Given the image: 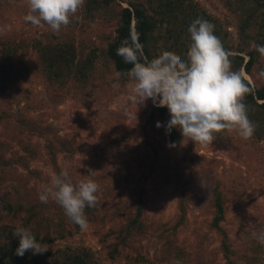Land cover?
I'll return each mask as SVG.
<instances>
[{"label":"rangeland","instance_id":"374dc122","mask_svg":"<svg viewBox=\"0 0 264 264\" xmlns=\"http://www.w3.org/2000/svg\"><path fill=\"white\" fill-rule=\"evenodd\" d=\"M131 3L156 19V56L165 50L185 56L188 27L202 17L233 53V70H243L239 56L245 63L255 52L252 76L242 72L254 86L264 85L258 75L264 60L252 47L264 45V0H85L59 35L24 21L27 0H0V28L6 26L0 33V202L10 197L24 206L2 209L0 245L15 227L31 229L23 216L32 209L42 233H58L63 209L52 200L41 203L39 186L62 169L74 182L92 170L100 187L95 207L85 209L88 228L67 219L71 234L40 242L49 247L41 254L46 261L78 250L94 264H264V246L252 237L264 228V112L251 105L256 131L249 140L223 130L207 145H181L174 128L179 141L170 142L168 110L151 99L133 103L131 82L116 76L107 51ZM139 202L141 225H132ZM125 231L131 244L115 250Z\"/></svg>","mask_w":264,"mask_h":264},{"label":"clouds","instance_id":"9594fccd","mask_svg":"<svg viewBox=\"0 0 264 264\" xmlns=\"http://www.w3.org/2000/svg\"><path fill=\"white\" fill-rule=\"evenodd\" d=\"M27 3L24 21L37 27L47 25L59 35L85 0H27ZM5 28H0V33ZM188 33L191 42L185 56L165 50L148 60L144 57L139 34L131 32L117 48V55L132 67L125 73H116V76L124 75L131 82L130 99L136 105H143L151 99L154 106L167 108L170 119L166 131L179 130L183 138L181 145L185 140L207 145L216 139V133L223 130H235L241 139H251L256 125L249 119L248 106L243 102L245 96L254 91L245 82L248 78L242 71L232 69L230 58L233 53L225 49L215 35L213 23L198 17L190 23ZM252 47L264 60V45L253 43ZM258 75L264 78V70ZM161 126L157 121L156 127ZM95 172L91 170L85 179L74 182L69 172L62 169L51 175L47 184L39 186V200L41 203L54 201L71 223L82 231L86 230L85 209L95 207L100 187L92 179ZM13 236L19 240L16 255L23 256L25 252L43 254L49 249L37 241L30 228L17 226ZM252 237L264 246V228L253 230Z\"/></svg>","mask_w":264,"mask_h":264},{"label":"trees","instance_id":"16d2710c","mask_svg":"<svg viewBox=\"0 0 264 264\" xmlns=\"http://www.w3.org/2000/svg\"><path fill=\"white\" fill-rule=\"evenodd\" d=\"M195 11H191V14L194 15ZM190 19L192 18L191 15ZM157 22L156 19L151 15L148 14L146 11V7L141 4L137 3H131L127 7H123L121 17L119 20V25L116 30L117 36L115 37L114 40H112L109 45H108V54L110 58L114 61L116 65V69L119 73H125L127 72L132 65L127 64L123 61L122 57L117 55V48L121 45V42L129 37L130 33L135 31L139 34V42L143 45V53L144 57L148 60H151L153 57H156V54L152 52L151 49V43H152V38L155 35V30L157 27ZM250 25L249 23L246 25ZM264 27V25L262 26ZM261 43H264L263 40H261ZM250 58L244 63V59L242 56H239L240 65L243 66V72H245L247 75L250 77L252 76V66L254 63L255 59V52L251 51L249 53ZM63 58H66L65 55L61 54L60 55ZM240 66V67H241ZM245 76V75H244ZM246 83L249 84V86L254 90L250 94H247L244 98V103L248 106V116H252L251 105H257L258 107H261V112H264V85L261 87H256L254 86L249 79H246ZM160 110L163 112H166L167 108L160 107ZM251 114V115H250ZM167 138L170 142H178L179 137L176 135V130L173 128L171 130V133L167 132ZM16 189V188H15ZM221 196L218 193L216 195L215 199V206L218 209V214L215 217V226L220 228V223L224 218V209H223V204L221 201ZM7 200L10 202L8 203ZM16 204H13V203ZM18 207V210L20 211V208L23 209V202L18 199L14 198H8V199H3V201L0 202V220L2 219V209H5V207L10 210L14 207ZM142 203L139 202L138 205V211L136 215L134 216V219L132 220V225L137 224L140 226V217L142 216ZM88 208V207H87ZM62 211V210H61ZM9 212V211H8ZM59 216V215H58ZM25 218V224L27 226L31 227V231L35 235L36 239L38 242H47V241H53L57 238H64L66 235L71 234L70 229L67 227V217L64 215V212H60V218L59 219V226H60V231L58 233L50 231H45L42 233L41 229V222L38 220V213L35 211V209H32L29 211V213L26 216H23ZM44 218V216L41 217V220ZM70 222V221H69ZM71 223V222H70ZM72 225L74 223H71ZM34 225V226H33ZM58 225V224H57ZM75 226V225H74ZM124 233L123 237L121 238L122 240L120 242L115 243L114 249L117 250L122 246V244L125 245H130V242H126L127 236L129 234L128 231L122 232ZM128 233V234H127ZM13 232L11 233L10 237H7V240L0 245V251L2 252V256H0V260H3L6 257H9V261H6L8 264H94L87 259V256L89 253H84L78 250L74 251H67L64 253V255H59L55 259V261H46L45 257L41 256V254H32L31 252H28L27 255L24 256H19L16 255V249L19 246V240L15 236H12ZM54 235V236H53ZM62 253V251H61Z\"/></svg>","mask_w":264,"mask_h":264}]
</instances>
